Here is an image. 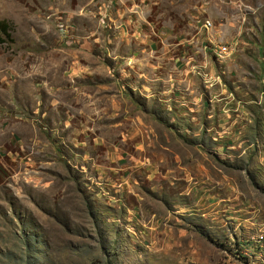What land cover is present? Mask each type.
<instances>
[{
	"label": "rangeland",
	"instance_id": "obj_1",
	"mask_svg": "<svg viewBox=\"0 0 264 264\" xmlns=\"http://www.w3.org/2000/svg\"><path fill=\"white\" fill-rule=\"evenodd\" d=\"M0 22V264H264V0Z\"/></svg>",
	"mask_w": 264,
	"mask_h": 264
},
{
	"label": "trees",
	"instance_id": "obj_2",
	"mask_svg": "<svg viewBox=\"0 0 264 264\" xmlns=\"http://www.w3.org/2000/svg\"><path fill=\"white\" fill-rule=\"evenodd\" d=\"M7 28L8 26L6 25L5 22H0V34L3 35V36H6L7 35ZM1 42V40H0Z\"/></svg>",
	"mask_w": 264,
	"mask_h": 264
},
{
	"label": "built area",
	"instance_id": "obj_3",
	"mask_svg": "<svg viewBox=\"0 0 264 264\" xmlns=\"http://www.w3.org/2000/svg\"><path fill=\"white\" fill-rule=\"evenodd\" d=\"M221 53H224L225 52V49H221L220 51ZM262 239V237H260V240ZM256 241V240H255Z\"/></svg>",
	"mask_w": 264,
	"mask_h": 264
}]
</instances>
